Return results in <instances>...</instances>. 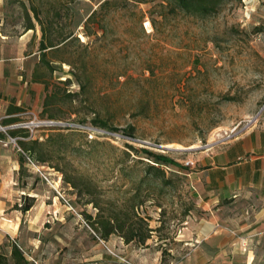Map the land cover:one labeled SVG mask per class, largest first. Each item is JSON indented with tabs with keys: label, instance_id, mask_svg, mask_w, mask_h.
I'll list each match as a JSON object with an SVG mask.
<instances>
[{
	"label": "rangeland",
	"instance_id": "obj_1",
	"mask_svg": "<svg viewBox=\"0 0 264 264\" xmlns=\"http://www.w3.org/2000/svg\"><path fill=\"white\" fill-rule=\"evenodd\" d=\"M23 1L0 0V50L17 56L11 82L26 100L11 124L58 119L71 125L9 124L0 129V144L18 157L16 169H3L0 177V253L8 264H16L12 243L24 252L25 264H187L193 256L217 260L216 253L192 243L204 210L195 165L187 161L264 116V0H222L211 14L166 16L159 13L160 0H116L106 17L107 36L98 39L80 33L84 18L101 0H80L60 20L66 23L74 15L81 21L76 29L80 40L94 41L89 48L75 40L48 51L55 68L53 76L47 75L48 91L31 81L40 61L41 29L33 16L35 27L29 28ZM73 69L86 70L85 88ZM47 92L52 100L44 109ZM0 98L11 97L1 90ZM130 125L133 136L124 131ZM33 139L39 141L37 154L46 160L18 143ZM183 147L190 148L174 149ZM145 149L169 154L180 165L157 163ZM82 180L95 186L105 213H117L126 227L147 222L151 236L145 242H126L120 231L102 237L89 219L99 207ZM225 252L227 263L239 261L232 249Z\"/></svg>",
	"mask_w": 264,
	"mask_h": 264
},
{
	"label": "crops",
	"instance_id": "obj_2",
	"mask_svg": "<svg viewBox=\"0 0 264 264\" xmlns=\"http://www.w3.org/2000/svg\"><path fill=\"white\" fill-rule=\"evenodd\" d=\"M18 66L17 56L0 50V91L11 97L0 98V129L12 123H3V119L18 117L22 110L8 112L9 104L23 108L26 101L23 92L11 82ZM10 151L7 144H0V154L7 152V157L0 158L1 178L3 169H16L18 157L10 155ZM191 159L204 210L192 243L196 249L216 253L217 260L193 256L187 264H264V116L231 137L192 154ZM227 248L239 261L227 263Z\"/></svg>",
	"mask_w": 264,
	"mask_h": 264
},
{
	"label": "trees",
	"instance_id": "obj_3",
	"mask_svg": "<svg viewBox=\"0 0 264 264\" xmlns=\"http://www.w3.org/2000/svg\"><path fill=\"white\" fill-rule=\"evenodd\" d=\"M80 0H27L23 1V6L26 10V19L28 22L29 28L35 27V24L32 20V16L37 20L40 29L41 37L39 40V49H40V61L35 66V69L32 73L31 81H38L44 84L45 90L49 89V79L47 75L53 76L55 70L54 66L51 63V59L47 58L48 51H57L63 48H66L70 45L71 42L77 40L78 43L83 44L86 48L90 47V43L94 41H82L79 38V33L76 30L77 27L81 24V21H77L73 17L66 23L62 22L60 19L63 15H69L71 10L74 11L73 5ZM116 0H101L96 8H93L89 14L83 20V30L80 33L83 36L91 37L96 36L95 39L100 38L101 36H107V21L106 17L110 11V5ZM146 1V0H134V2ZM222 0H160L158 5L160 6V14L166 16L167 13H178L179 11H185L190 13H197L201 15L211 14L218 9V5ZM135 11V10H134ZM32 13V15H31ZM151 14L150 21L153 26L158 29L157 21L158 18L152 15V10L149 12ZM144 17V12H139L138 18L142 22ZM71 65L73 61H69ZM82 68L85 69L86 60L81 61ZM86 70H71V72L76 76L78 83L85 88L89 80L85 79L84 74ZM70 77H66L64 80H69ZM52 100V93L47 92L44 96L43 106L44 109L50 105ZM21 110L20 106H13L9 104L8 112L13 110ZM18 117H11L3 119V123H9L17 121ZM95 122L97 120H94ZM101 125L105 126L107 123L102 120ZM132 125L125 129V133L130 136H133V131L131 130ZM10 134H14L15 130H8ZM0 135H2L0 133ZM22 149L25 152H29L32 155H37L41 160H46V158L37 154L36 147L39 144L38 139L33 140H19L18 142ZM130 147L134 148L132 144H129ZM149 154V157H153V160L157 163H172L175 165H180L179 162L169 154L164 152H152L148 149H145ZM24 154L21 153L20 159L22 160ZM67 181L70 182L73 186H79V182H76L75 179L69 177ZM84 186L86 187L85 193L92 195L90 201L95 203V206L99 207L98 212L95 217L92 219V215H89L91 223L94 229L100 233L104 238H107L110 234L120 231L121 235L124 237L126 242L131 240H138L145 242L147 238L151 236V230L153 228L149 227L147 222L136 223L131 222L126 227V221L121 220L120 216L110 213H105L102 206H100L95 193V186L92 185L90 181H83ZM33 205V202L28 203L23 207L24 210L29 209ZM12 256L15 259L16 264H25L27 263V258L24 252L16 243H12ZM0 264H8L6 257L3 253H0Z\"/></svg>",
	"mask_w": 264,
	"mask_h": 264
},
{
	"label": "built area",
	"instance_id": "obj_4",
	"mask_svg": "<svg viewBox=\"0 0 264 264\" xmlns=\"http://www.w3.org/2000/svg\"><path fill=\"white\" fill-rule=\"evenodd\" d=\"M33 126H50V127H67L69 128L71 123L70 122H65L62 120H56V119H35V120H30V121H24V122H19V123H13L11 126H20V127H32ZM15 139V138H13ZM188 163H194L192 160H188ZM34 163V162H33Z\"/></svg>",
	"mask_w": 264,
	"mask_h": 264
},
{
	"label": "water",
	"instance_id": "obj_5",
	"mask_svg": "<svg viewBox=\"0 0 264 264\" xmlns=\"http://www.w3.org/2000/svg\"><path fill=\"white\" fill-rule=\"evenodd\" d=\"M163 147L166 148H172L171 146H167V145H162ZM190 147H183V148H174V149H189Z\"/></svg>",
	"mask_w": 264,
	"mask_h": 264
},
{
	"label": "bare ground",
	"instance_id": "obj_6",
	"mask_svg": "<svg viewBox=\"0 0 264 264\" xmlns=\"http://www.w3.org/2000/svg\"><path fill=\"white\" fill-rule=\"evenodd\" d=\"M83 36V35H82Z\"/></svg>",
	"mask_w": 264,
	"mask_h": 264
}]
</instances>
